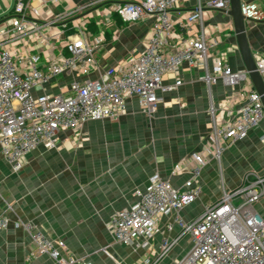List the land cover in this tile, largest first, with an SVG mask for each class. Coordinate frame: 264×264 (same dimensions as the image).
<instances>
[{
    "label": "built area",
    "instance_id": "2783aa9c",
    "mask_svg": "<svg viewBox=\"0 0 264 264\" xmlns=\"http://www.w3.org/2000/svg\"><path fill=\"white\" fill-rule=\"evenodd\" d=\"M94 0L50 19H41V6L33 0H16L8 17L0 20V150L13 171L24 165L25 157L36 147H60L59 134L71 130L77 143L82 127L88 121L115 118L126 112V101L135 96L142 112L151 116L165 87L163 76L178 73L186 63L204 69L200 80L208 87L223 82L237 93L212 104L213 119L209 140L200 151L175 164L174 173L189 172L190 180L183 190L155 175L149 185L138 191L139 200L130 208L115 213L108 223L110 233L119 243L130 245L137 239L152 237L162 217L175 215L182 234L188 235L191 249L178 264H264V216L254 204L264 195V177L247 175L242 186L204 208L192 221H185L180 211L201 192L198 180L206 164L221 161L230 144L243 140L264 120L262 96L255 89L246 69L234 71L223 60L209 67L221 38L213 37L204 26V17L213 11H228L230 0H207L188 11L187 25L197 22V36L175 42L176 22L172 12L182 0ZM45 2V1H44ZM42 6H46V2ZM241 12L249 24L264 21V9L256 2L241 0ZM118 14L125 23L153 19L144 39L143 50L135 57L99 70L96 52L104 41L103 31L93 36L88 26L96 16L109 22ZM100 24L102 22H96ZM182 24V23H179ZM214 57V56H213ZM257 71L264 82V54L254 53ZM98 71L97 77L90 75ZM71 80L59 93H48L49 85ZM79 143V142H78ZM7 217L0 215V230L8 227ZM16 226L26 231L38 253L48 255L58 264H87L73 256H64L63 241H53L30 221L18 220ZM171 229V226H168ZM174 242L165 241L163 253Z\"/></svg>",
    "mask_w": 264,
    "mask_h": 264
},
{
    "label": "crops",
    "instance_id": "0c3cea01",
    "mask_svg": "<svg viewBox=\"0 0 264 264\" xmlns=\"http://www.w3.org/2000/svg\"><path fill=\"white\" fill-rule=\"evenodd\" d=\"M15 1L5 0L1 5L0 20L10 15ZM44 1L46 6H42ZM92 1L32 3L41 6V19L46 20ZM114 1L118 0L101 6V11ZM201 1L204 5L207 0ZM243 1L256 2L264 9V0ZM197 4L198 0H182L173 10L172 18L177 23L175 42L200 33V23L187 25L185 19ZM116 15L119 16L113 14L109 22L96 16L88 26L93 36L104 32V41L96 52L101 71L137 56L153 24V19L146 18L125 25ZM204 26L213 37L221 38L213 49L214 57L209 58V67L221 59L234 71L244 70L234 23L226 11L210 12L204 17ZM247 31L252 53L264 54V21L249 24ZM204 73V69L185 63L180 72L163 76L165 87L174 86L179 79L182 82L171 90L158 92L161 100L151 116L142 112L135 96L129 97L124 114L86 122L77 143H71L76 139L71 130L61 132L59 148L36 147L18 172L12 170L0 150V215L9 220L8 227L0 230V264H58L38 253L30 235L16 226L18 220L30 221L53 241H63L64 256H73L83 263L178 264L192 242L182 234L174 214L160 219L152 237H141L130 245L117 242L108 223L115 213L138 202L137 192L144 190L155 175L176 189L187 187L190 173L175 174V164L200 151L209 140L213 126L211 105L218 106L244 86L232 88L219 81L208 87L200 80ZM98 74L95 71L90 76ZM60 80L59 85H49L46 91L61 92L71 77L64 75ZM249 174L264 177V120L246 138L230 144L220 162L212 160L206 164L198 180L201 192L180 211V216L185 221L198 218L224 192L242 186ZM254 208L264 216V195ZM165 241L174 244L163 253Z\"/></svg>",
    "mask_w": 264,
    "mask_h": 264
},
{
    "label": "water",
    "instance_id": "95a60500",
    "mask_svg": "<svg viewBox=\"0 0 264 264\" xmlns=\"http://www.w3.org/2000/svg\"><path fill=\"white\" fill-rule=\"evenodd\" d=\"M234 23L235 38L238 44L239 52L242 56L246 71L249 73L255 89L262 96L264 105V82L260 73L257 71L254 61L252 47L249 40L245 18L241 12V0H230V9L226 11Z\"/></svg>",
    "mask_w": 264,
    "mask_h": 264
},
{
    "label": "rangeland",
    "instance_id": "374dc122",
    "mask_svg": "<svg viewBox=\"0 0 264 264\" xmlns=\"http://www.w3.org/2000/svg\"><path fill=\"white\" fill-rule=\"evenodd\" d=\"M5 3V0H0V7H1V5L2 4H4ZM246 22V21H245ZM247 24H248V22H246ZM191 247H192V245L190 246V248H189V250L191 249ZM48 256V255H47ZM48 257H50V256H48ZM51 258V257H50ZM51 259H53V258H51ZM55 261V260H54Z\"/></svg>",
    "mask_w": 264,
    "mask_h": 264
},
{
    "label": "trees",
    "instance_id": "16d2710c",
    "mask_svg": "<svg viewBox=\"0 0 264 264\" xmlns=\"http://www.w3.org/2000/svg\"><path fill=\"white\" fill-rule=\"evenodd\" d=\"M116 17L120 18V17H119V16H117V15H116ZM125 25H127V24L125 23Z\"/></svg>",
    "mask_w": 264,
    "mask_h": 264
}]
</instances>
